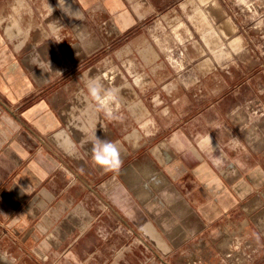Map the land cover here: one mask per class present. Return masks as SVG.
Returning <instances> with one entry per match:
<instances>
[{"label": "crops", "instance_id": "obj_1", "mask_svg": "<svg viewBox=\"0 0 264 264\" xmlns=\"http://www.w3.org/2000/svg\"><path fill=\"white\" fill-rule=\"evenodd\" d=\"M169 3L0 0V264H212L235 236L264 264V144L249 151L198 125L227 102L186 100L149 132L83 78L108 54L152 89L150 22ZM255 123L264 133V114ZM101 142L115 144L118 170L93 163Z\"/></svg>", "mask_w": 264, "mask_h": 264}, {"label": "rangeland", "instance_id": "obj_2", "mask_svg": "<svg viewBox=\"0 0 264 264\" xmlns=\"http://www.w3.org/2000/svg\"><path fill=\"white\" fill-rule=\"evenodd\" d=\"M150 26L158 56L153 88L145 84L148 74L126 73L129 64L109 62L104 54L82 68L100 103L102 86L117 104L110 114L150 132L167 125L186 100H225L222 112L206 111L198 125L222 129L226 141L260 151L262 145L254 149L249 142L264 144L255 123L264 114V98L253 83L261 87L264 80L258 72L264 65V0H170Z\"/></svg>", "mask_w": 264, "mask_h": 264}, {"label": "built area", "instance_id": "obj_3", "mask_svg": "<svg viewBox=\"0 0 264 264\" xmlns=\"http://www.w3.org/2000/svg\"><path fill=\"white\" fill-rule=\"evenodd\" d=\"M259 251L258 246L249 238L235 236L225 250L215 253L216 263L212 264H250ZM185 264H211L201 258H188Z\"/></svg>", "mask_w": 264, "mask_h": 264}, {"label": "clouds", "instance_id": "obj_4", "mask_svg": "<svg viewBox=\"0 0 264 264\" xmlns=\"http://www.w3.org/2000/svg\"><path fill=\"white\" fill-rule=\"evenodd\" d=\"M90 91L93 96L97 95L96 88H92ZM110 99L111 97H106L101 103L106 105ZM92 160L103 172L118 170L122 163L119 151L112 142L94 144L92 148Z\"/></svg>", "mask_w": 264, "mask_h": 264}, {"label": "bare ground", "instance_id": "obj_5", "mask_svg": "<svg viewBox=\"0 0 264 264\" xmlns=\"http://www.w3.org/2000/svg\"><path fill=\"white\" fill-rule=\"evenodd\" d=\"M263 126H264V124H263ZM61 137V136H60ZM258 140V139H257ZM254 142H256V141H254Z\"/></svg>", "mask_w": 264, "mask_h": 264}]
</instances>
